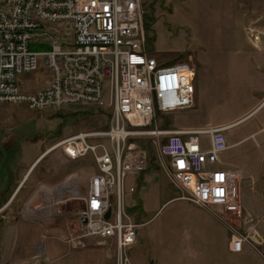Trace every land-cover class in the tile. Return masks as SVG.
Returning <instances> with one entry per match:
<instances>
[{
	"label": "rangeland",
	"instance_id": "rangeland-1",
	"mask_svg": "<svg viewBox=\"0 0 264 264\" xmlns=\"http://www.w3.org/2000/svg\"><path fill=\"white\" fill-rule=\"evenodd\" d=\"M142 2L149 54L160 63H189L195 70L192 108L159 114L155 125L227 127L229 149L223 160L228 167L241 171L243 212L239 216L192 203L188 192L171 177L168 158L159 154L150 137H142L138 143L148 152V166L139 176H128L124 183L126 219L138 225L137 242L131 252L133 262L264 264V241L254 246L245 243L240 253L230 249L233 237L248 233L249 216L264 239V104L251 115L264 100V38L261 45L255 46L249 35V19L256 13L262 17L264 33V0ZM65 32L51 31L53 38L40 35L31 39L30 50L40 53L39 70L17 76V82L28 91L39 89L49 77L43 53L51 51L55 41L70 39ZM111 122L108 92L100 105L47 110L3 105L0 188L13 186L16 177L28 173L34 160L58 141L80 132L107 129ZM95 172L90 156L69 161L57 149L50 152L33 169L28 182L38 177L40 181H58L60 188L65 186L66 192L59 195L64 219L55 230L24 235L22 245L17 247V234L5 236L4 228L17 223L18 218H0V264H115L112 240L88 239L79 247L70 241L77 235L83 197ZM34 237L33 249L28 251L26 245ZM10 238L14 240L12 245L5 243Z\"/></svg>",
	"mask_w": 264,
	"mask_h": 264
},
{
	"label": "built area",
	"instance_id": "built-area-1",
	"mask_svg": "<svg viewBox=\"0 0 264 264\" xmlns=\"http://www.w3.org/2000/svg\"><path fill=\"white\" fill-rule=\"evenodd\" d=\"M144 18L142 0H0V108L61 109L103 104L106 92L111 98L107 129L70 135L45 152L57 149L69 161L93 159L96 172L70 241L79 247L88 239L112 240L115 264H134L138 225L126 219L124 183L148 166V152L138 143L142 137H150L168 158L171 177L192 203L239 216L243 212L241 171L222 158L229 149L227 127L155 125L159 114L192 108L195 70L189 63H160L149 54ZM51 31H66L70 39L55 41L43 53L49 77L28 91L17 76L39 70L40 53L30 50V41L40 35L53 38ZM249 35L255 46L262 44L263 32L250 28ZM246 221L248 233L232 239L234 253L242 252L245 243L264 241L253 219Z\"/></svg>",
	"mask_w": 264,
	"mask_h": 264
},
{
	"label": "crops",
	"instance_id": "crops-1",
	"mask_svg": "<svg viewBox=\"0 0 264 264\" xmlns=\"http://www.w3.org/2000/svg\"><path fill=\"white\" fill-rule=\"evenodd\" d=\"M253 12L255 11L253 10ZM249 22V28L262 31V17L259 14L256 13L255 18L253 17L249 19ZM263 38L264 37L262 36V42ZM263 104L264 100L251 115L256 113ZM251 115H249V117ZM44 154L45 152L41 153L39 157L34 160L29 175L28 173L30 170L27 171L28 173L25 175L16 177V183L13 186L10 185L5 189L0 188V218L9 221L12 218H18L17 223L4 228V235L7 236L9 234L10 236H16L17 234L19 238L17 241V247L22 245L21 238L24 235L35 236V231L37 233V230H41L42 232L44 230H55L58 223L64 219L63 213L65 212L61 211L59 208L60 203L63 201L60 200L59 195L66 192L64 189L65 186L63 185L64 187L62 186L60 188L58 181L52 179L50 181H40L38 177L33 178L31 183L28 182L33 169L48 155L42 157ZM29 187L33 188L32 191H30L31 189H28ZM35 239L36 237L28 243L29 245H26L28 251L33 249ZM13 242V238H10L9 240L5 239V243L9 245H12Z\"/></svg>",
	"mask_w": 264,
	"mask_h": 264
},
{
	"label": "bare ground",
	"instance_id": "bare-ground-1",
	"mask_svg": "<svg viewBox=\"0 0 264 264\" xmlns=\"http://www.w3.org/2000/svg\"><path fill=\"white\" fill-rule=\"evenodd\" d=\"M52 150V149H51ZM51 150H48L47 152H45V154L42 156V157H44L45 155H47V154H49L50 152H51ZM30 172H31V170H30ZM30 172H29V174H30ZM28 174V175H29Z\"/></svg>",
	"mask_w": 264,
	"mask_h": 264
},
{
	"label": "water",
	"instance_id": "water-1",
	"mask_svg": "<svg viewBox=\"0 0 264 264\" xmlns=\"http://www.w3.org/2000/svg\"><path fill=\"white\" fill-rule=\"evenodd\" d=\"M109 215H110V212H109V213H107L106 217H109Z\"/></svg>",
	"mask_w": 264,
	"mask_h": 264
}]
</instances>
